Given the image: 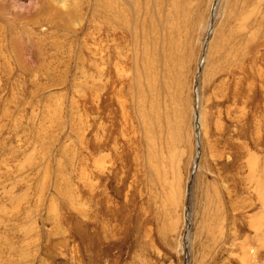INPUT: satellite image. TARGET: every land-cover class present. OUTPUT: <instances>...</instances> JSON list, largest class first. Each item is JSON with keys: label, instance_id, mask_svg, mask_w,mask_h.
<instances>
[{"label": "rangeland", "instance_id": "obj_1", "mask_svg": "<svg viewBox=\"0 0 264 264\" xmlns=\"http://www.w3.org/2000/svg\"><path fill=\"white\" fill-rule=\"evenodd\" d=\"M104 2L0 0V264H264V1L189 0L156 94Z\"/></svg>", "mask_w": 264, "mask_h": 264}, {"label": "bare ground", "instance_id": "obj_2", "mask_svg": "<svg viewBox=\"0 0 264 264\" xmlns=\"http://www.w3.org/2000/svg\"><path fill=\"white\" fill-rule=\"evenodd\" d=\"M261 1H264V0H256V4H259L257 2H261ZM104 4H106V3L104 2ZM251 4H253V1ZM188 7H189V0H107L106 13H107L108 17L106 18L107 20H105V22L110 21L111 26L110 25L109 26H110V28L112 27V33H115V32L120 33L119 34L120 42L126 43L127 42L126 40L128 38L130 39V37L133 40L137 41L139 38V32L133 33L132 28L136 29L139 25H142L147 31V35L145 36L146 43L144 42V46H143L144 50L142 49V56H143V58H145V62H144V64H145V67H144L145 75L144 76L146 77L145 79H147L146 89L150 85L149 86V92H151V93L156 92V83L158 82V81H156V76H154V72H153V68H152L155 63L151 67L152 64L150 65V62H149V60H151L149 57L151 52H154V55L158 59V64H160L162 67L164 66V68L166 69L165 72H167L168 75L170 72V76L166 81L161 79L163 82V85H160L162 90H164L166 92L169 90H172V89L177 90L178 82H175L174 79L171 77V75L174 74L173 73L174 70L172 69V67L175 68V64L179 60L178 58L182 55L181 54L182 53L181 48H177V46H180V44L176 45V43H177L176 38L179 37L180 35L179 36H176V35L182 29L181 27H184V29H185V26L187 25V23L189 21L187 19ZM257 7L258 6L256 5L255 7H253L252 10L245 12L246 14L243 13L244 15L242 16V18H239L242 20V21L240 20L242 22V26L246 25V22L251 18H254L256 20V22H258V19L260 18L261 22H258V23L264 22L263 21L264 16L261 15L262 17H260V16L258 17V15H257L259 12L257 10ZM244 8H246V7H244ZM240 12H243V11H240ZM107 15H105V16H107ZM263 15H264V13H263ZM212 20H213V18L211 16V25H209L211 27L209 28V30L207 32V34H210V35H212V33H213ZM99 22H102V21L99 20ZM189 23H191V21ZM102 24H103V22H102ZM109 26L107 25V27H109ZM97 28H98V26H97ZM186 29H187V27H186ZM107 30H108V28H107ZM236 30H238V29H236ZM240 31H241V29L238 30L239 33H240ZM97 34L99 35V33H97ZM151 35L153 37H151ZM158 36L162 37L161 38L162 39L161 44L159 43ZM246 37H248V36L246 35ZM150 38L152 39L151 42H150ZM154 42H156L159 46H156ZM205 46H206V50L204 51V57H203L202 63H204V61L206 60L205 56H206V51L209 47V40H207ZM213 46H214V44H213ZM212 49H213V47H212ZM217 49L218 48H216V50ZM216 50L214 52H216ZM218 51H217V53H218ZM155 62H156V60H155ZM162 71H163V69H162ZM155 74H157V73H155ZM164 76H166V75H164ZM174 77H176V76L174 75ZM169 79L171 81H169ZM171 86H172V88H171ZM140 91H141V89H140ZM146 98L147 97L144 96V98L142 97L139 101V103H140L139 104L140 105V109H139L140 114L139 115H140L141 119L145 120L146 124L152 125V123L156 122L159 119V114H158L159 112H157L158 104L155 101L156 98L154 96L151 104H149V101H147V103L149 105L146 107L145 106ZM195 120H196V124L199 125L198 117H196ZM157 161L158 160H156V162ZM25 212H28V211H25ZM4 242H7V241H4ZM6 245H8V244H6V243L3 244V246L6 247L5 250L8 249V247ZM8 250H9V252L12 251V249H8Z\"/></svg>", "mask_w": 264, "mask_h": 264}]
</instances>
